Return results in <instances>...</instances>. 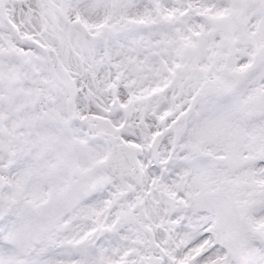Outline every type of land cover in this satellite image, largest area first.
<instances>
[{
  "label": "snow or ice",
  "instance_id": "6c2138e0",
  "mask_svg": "<svg viewBox=\"0 0 264 264\" xmlns=\"http://www.w3.org/2000/svg\"><path fill=\"white\" fill-rule=\"evenodd\" d=\"M0 264H264V0H0Z\"/></svg>",
  "mask_w": 264,
  "mask_h": 264
}]
</instances>
